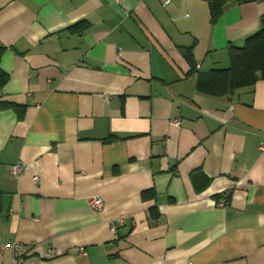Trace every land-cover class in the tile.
<instances>
[{
  "label": "crops",
  "instance_id": "crops-1",
  "mask_svg": "<svg viewBox=\"0 0 264 264\" xmlns=\"http://www.w3.org/2000/svg\"><path fill=\"white\" fill-rule=\"evenodd\" d=\"M262 13L264 0H226L214 22L206 0H0V264H264V80L196 86Z\"/></svg>",
  "mask_w": 264,
  "mask_h": 264
},
{
  "label": "trees",
  "instance_id": "trees-1",
  "mask_svg": "<svg viewBox=\"0 0 264 264\" xmlns=\"http://www.w3.org/2000/svg\"><path fill=\"white\" fill-rule=\"evenodd\" d=\"M210 11V21L214 22L222 13L226 0H206ZM260 28L247 37L241 47L230 49L229 64L225 68H212L208 72L199 73L196 86L210 95H226L235 89L249 87L258 79L264 80V13L260 17ZM4 47H0V57ZM194 66H192V71ZM6 75L0 69V84ZM190 180L196 190H201L209 178L200 170L190 173ZM152 192L148 194L151 195ZM144 195V194H143ZM154 218L156 214H152Z\"/></svg>",
  "mask_w": 264,
  "mask_h": 264
},
{
  "label": "built area",
  "instance_id": "built-area-1",
  "mask_svg": "<svg viewBox=\"0 0 264 264\" xmlns=\"http://www.w3.org/2000/svg\"><path fill=\"white\" fill-rule=\"evenodd\" d=\"M115 1H120V0H115ZM174 123L176 124H179L180 121L179 120H174ZM259 149L260 151L264 152V142H262L260 145H259ZM22 171V165L20 163H17V164H14L12 167H11V174L13 177H18L19 174L21 173ZM33 180L37 182L38 178L37 177H33ZM220 205H223L224 204V201H220L219 202ZM88 205L90 206L91 209L95 210V211H100L103 207V200L101 197L97 196V195H94V196H91L89 199H88ZM11 248H13L14 250H24L26 251V249L29 247V249H32L35 247V244L34 243H29L28 245H25L23 243H20V242H16V243H12L9 245ZM49 252L51 254L54 253V251L52 249L49 250ZM17 259L18 257H16V261L14 264H17Z\"/></svg>",
  "mask_w": 264,
  "mask_h": 264
}]
</instances>
